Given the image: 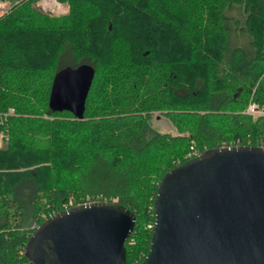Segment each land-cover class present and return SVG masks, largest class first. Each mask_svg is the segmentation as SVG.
Instances as JSON below:
<instances>
[{
    "label": "trees",
    "instance_id": "16d2710c",
    "mask_svg": "<svg viewBox=\"0 0 264 264\" xmlns=\"http://www.w3.org/2000/svg\"><path fill=\"white\" fill-rule=\"evenodd\" d=\"M10 0L0 14V264L47 217L89 200L135 214L127 264L146 255L153 199L174 166L221 145L264 146V0ZM88 63L83 117L52 111L55 71ZM12 109V112H10ZM160 113L175 132L151 123Z\"/></svg>",
    "mask_w": 264,
    "mask_h": 264
},
{
    "label": "water",
    "instance_id": "95a60500",
    "mask_svg": "<svg viewBox=\"0 0 264 264\" xmlns=\"http://www.w3.org/2000/svg\"><path fill=\"white\" fill-rule=\"evenodd\" d=\"M93 76L88 63L57 69L49 109L81 119ZM160 181L140 264H264V146L207 148ZM134 223L116 201H84L44 219L23 252L29 264H127Z\"/></svg>",
    "mask_w": 264,
    "mask_h": 264
},
{
    "label": "rangeland",
    "instance_id": "374dc122",
    "mask_svg": "<svg viewBox=\"0 0 264 264\" xmlns=\"http://www.w3.org/2000/svg\"><path fill=\"white\" fill-rule=\"evenodd\" d=\"M61 6L63 5H66L67 6V3L64 2V1H59V0H56ZM45 0H37L35 2V6L38 7L39 10L45 12V13H49L51 15H58V14H61V13H65L67 11V9L64 10V12H60V11H57V10H50V7L48 6H45L44 4ZM10 0H0V14H2L3 12H5L7 10V8L10 6ZM68 8V6H67ZM150 123L158 128L159 131L161 132H169V133H174L175 132V129L173 128V125L172 123L166 118L164 117L163 115H161L160 113H154L151 117V120H150ZM3 138L2 136L0 135V145H3L4 142H3ZM115 201V200H114Z\"/></svg>",
    "mask_w": 264,
    "mask_h": 264
},
{
    "label": "built area",
    "instance_id": "2783aa9c",
    "mask_svg": "<svg viewBox=\"0 0 264 264\" xmlns=\"http://www.w3.org/2000/svg\"><path fill=\"white\" fill-rule=\"evenodd\" d=\"M44 4L50 7V10L54 11L64 12V10L67 9L66 5L61 6L56 0H45ZM10 112H12V109H10ZM245 112L250 114L253 118L264 115L263 108L257 106L254 102H249ZM194 154L197 155V152L194 151Z\"/></svg>",
    "mask_w": 264,
    "mask_h": 264
}]
</instances>
